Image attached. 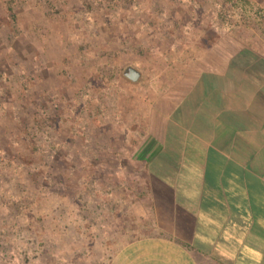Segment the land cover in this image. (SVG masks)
Masks as SVG:
<instances>
[{
    "label": "rangeland",
    "instance_id": "obj_1",
    "mask_svg": "<svg viewBox=\"0 0 264 264\" xmlns=\"http://www.w3.org/2000/svg\"><path fill=\"white\" fill-rule=\"evenodd\" d=\"M224 1L0 0V264H134L182 75L264 57V0Z\"/></svg>",
    "mask_w": 264,
    "mask_h": 264
},
{
    "label": "crops",
    "instance_id": "obj_2",
    "mask_svg": "<svg viewBox=\"0 0 264 264\" xmlns=\"http://www.w3.org/2000/svg\"><path fill=\"white\" fill-rule=\"evenodd\" d=\"M260 62L256 70L182 75L192 80L177 87L182 101L160 126L166 159L150 183L152 203L140 205L143 217L156 215L154 233L124 251L134 264H147L138 256L151 249L149 264H264Z\"/></svg>",
    "mask_w": 264,
    "mask_h": 264
},
{
    "label": "trees",
    "instance_id": "obj_3",
    "mask_svg": "<svg viewBox=\"0 0 264 264\" xmlns=\"http://www.w3.org/2000/svg\"><path fill=\"white\" fill-rule=\"evenodd\" d=\"M226 2H229L231 4L230 5L231 7H234V9H237L242 13L249 12V13L258 14L257 7L250 0H225L223 2L224 4L222 5L225 6Z\"/></svg>",
    "mask_w": 264,
    "mask_h": 264
},
{
    "label": "water",
    "instance_id": "obj_4",
    "mask_svg": "<svg viewBox=\"0 0 264 264\" xmlns=\"http://www.w3.org/2000/svg\"><path fill=\"white\" fill-rule=\"evenodd\" d=\"M123 75L131 81H137L140 76V72L132 67H126L123 71Z\"/></svg>",
    "mask_w": 264,
    "mask_h": 264
},
{
    "label": "built area",
    "instance_id": "obj_5",
    "mask_svg": "<svg viewBox=\"0 0 264 264\" xmlns=\"http://www.w3.org/2000/svg\"><path fill=\"white\" fill-rule=\"evenodd\" d=\"M262 10H264V7H262Z\"/></svg>",
    "mask_w": 264,
    "mask_h": 264
}]
</instances>
